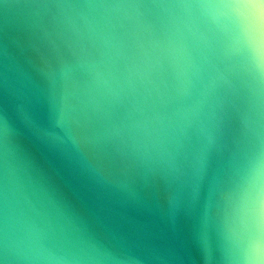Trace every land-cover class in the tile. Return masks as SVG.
<instances>
[{
  "label": "water",
  "instance_id": "95a60500",
  "mask_svg": "<svg viewBox=\"0 0 264 264\" xmlns=\"http://www.w3.org/2000/svg\"><path fill=\"white\" fill-rule=\"evenodd\" d=\"M0 264H264V0H0Z\"/></svg>",
  "mask_w": 264,
  "mask_h": 264
}]
</instances>
